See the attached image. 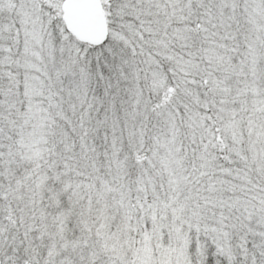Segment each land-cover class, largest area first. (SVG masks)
<instances>
[{
	"label": "snow or ice",
	"instance_id": "1",
	"mask_svg": "<svg viewBox=\"0 0 264 264\" xmlns=\"http://www.w3.org/2000/svg\"><path fill=\"white\" fill-rule=\"evenodd\" d=\"M0 264H264V0H0Z\"/></svg>",
	"mask_w": 264,
	"mask_h": 264
}]
</instances>
